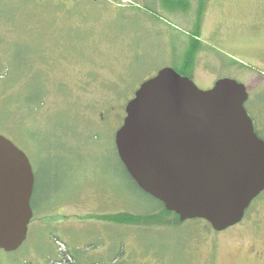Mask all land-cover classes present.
<instances>
[{
	"label": "rangeland",
	"instance_id": "374dc122",
	"mask_svg": "<svg viewBox=\"0 0 264 264\" xmlns=\"http://www.w3.org/2000/svg\"><path fill=\"white\" fill-rule=\"evenodd\" d=\"M209 1L203 38H224L228 53L214 46L192 80L203 91L220 79L244 85L264 136V0ZM152 2L154 12L120 18L128 8L113 0H0V135L29 158L38 187L27 240L0 250V264H264V231L249 221L216 234L200 219L175 227L102 218L161 209L115 144L139 87L164 68L184 72L187 14Z\"/></svg>",
	"mask_w": 264,
	"mask_h": 264
},
{
	"label": "water",
	"instance_id": "95a60500",
	"mask_svg": "<svg viewBox=\"0 0 264 264\" xmlns=\"http://www.w3.org/2000/svg\"><path fill=\"white\" fill-rule=\"evenodd\" d=\"M248 99L237 81L221 79L203 91L164 68L128 102L115 135L118 156L138 187L181 222L227 230L264 192V140ZM34 187L29 158L0 135V250L16 252L27 240Z\"/></svg>",
	"mask_w": 264,
	"mask_h": 264
},
{
	"label": "flooded vegetation",
	"instance_id": "af4514ba",
	"mask_svg": "<svg viewBox=\"0 0 264 264\" xmlns=\"http://www.w3.org/2000/svg\"><path fill=\"white\" fill-rule=\"evenodd\" d=\"M138 1L139 0H136V2H135V0H131V1H129L128 5H126V4L122 5V4L118 3L119 7L123 6L125 8H128V10L122 9L123 12H121V13H127L128 11H130V12H132L133 16H139L138 13L140 11L137 10V8H141V12H144V11L154 12L155 11L154 6H153L154 4H153L152 0L147 1V8L145 7V3L143 0L142 1L140 0V1L144 4V6L140 5ZM159 1H162V0H159ZM172 1H174L173 3H171V4H173V6L180 7V9L175 11V12L180 11L181 14H187V15H184L183 22H185L184 24L186 25V28L189 29L190 36H189V39H187L184 43V44H186L184 52H186L187 47H190V45H193V44H196L197 46H199L200 49L197 52V54L195 55L194 61L191 64H187L184 61V59H185V54H184V58L182 60L183 61L182 70L184 72H181L180 70H177L175 68H171V67L170 68L175 70L179 75H181L183 77H187L190 80H192L193 78H196L197 76H199L198 74L195 73L194 67L195 66L197 67V65L198 66L201 65L200 59L202 60V58L204 57V54H206V55L211 54L212 50L214 52H219V50L218 49L216 50L214 48V46L223 50L222 48H220V46H218L219 45L218 42L219 43L224 42V40H223L224 38L222 39V37H221L219 39V41L212 39V37L208 38L207 40L203 38V30H204V26H205V21L207 20L206 15L209 12V7L212 5V3H213L212 6L214 8V6L216 5V2L212 1V3H210L209 6L207 4L208 0H188L187 3L186 2L184 3V0H170V1H163V2H172ZM233 1H235V0H222L218 6L223 7L225 4L231 3ZM107 2H110V0H107ZM190 6H192V8H194L192 13L187 12L189 10V8H191ZM193 13H195V14H193ZM223 23H225V24L223 25ZM229 23H230V21L227 20V18H223V19H221L220 25L222 27L225 25L228 26ZM213 37H215V35ZM223 51H225V50H223ZM225 52H227V51H225ZM221 68H223V65ZM191 70H192V72H191ZM188 71H190V72L188 73ZM204 77H206V78L209 77L211 79L217 78L216 75L212 74V73H210ZM214 85L212 86V88L214 87ZM125 112H126V110H125ZM259 198H260V196H259ZM256 199H258V198H256ZM256 199L254 201H256ZM254 201L252 202L250 207L246 210L244 218L242 219V221L239 224H237L231 228H228L227 230H224L222 232L215 231L210 226V224H208L210 230H212V232H216V234H221V233H224V232H226L232 228H235V227H238V226L244 224L246 221H249L251 228L253 230L264 231V207L259 206L258 208H254ZM31 223H32V221H31Z\"/></svg>",
	"mask_w": 264,
	"mask_h": 264
},
{
	"label": "trees",
	"instance_id": "16d2710c",
	"mask_svg": "<svg viewBox=\"0 0 264 264\" xmlns=\"http://www.w3.org/2000/svg\"><path fill=\"white\" fill-rule=\"evenodd\" d=\"M113 1L120 4V2L122 0H113ZM143 1L145 3V7L147 8V1L148 0H143ZM173 2L174 1H172V2H163V3L167 4L169 7H171V9H170L171 12H175V11L180 9V7H178V6H173V4H171ZM93 3L97 7L98 3L95 2V1H93ZM137 10L140 11L139 12L140 14L143 13V12H141V8H137ZM129 17L130 18L131 17H139L140 18V16H133V15H129L128 13H122L120 18H129ZM199 49H200V47L197 46L196 44H193V45H190V47H187L186 52H185L184 61L187 64L193 63L194 57L197 54V52L199 51ZM249 116H250V114H249ZM251 119H252V117H251ZM252 120H253V123H254L255 132L257 133L259 138L264 140V136L257 129L256 123H255V119H252ZM121 164H122L123 168L125 169V171H127L122 162H121ZM129 177L131 178L130 175H129ZM131 180L137 186V188L140 189L132 178H131ZM37 188L38 187H37L36 178H35L34 193H33L32 201H31V206H32L33 213L36 211V208H35L36 204L34 202V199L36 198ZM148 196H150V195H148ZM154 200L157 201L160 204V206H161V209H159V211H158V209L155 210V211H157L156 213H152L150 215H134V214H127L126 213V214H119V215H113V216H106V217H102V218L104 220H106L107 222H110V223H117V224H123V225H136V226H141V225H145V226L146 225H152V226L168 225V226H175L176 227L179 224H181V221L179 220V216L178 215H176L173 212L167 211L165 209L164 205L161 202H159L156 199H154ZM65 260L69 263V260H71L70 256L66 255V259Z\"/></svg>",
	"mask_w": 264,
	"mask_h": 264
}]
</instances>
